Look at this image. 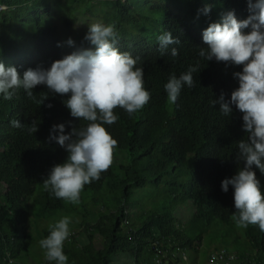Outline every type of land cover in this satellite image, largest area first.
<instances>
[{"label":"trees","instance_id":"1","mask_svg":"<svg viewBox=\"0 0 264 264\" xmlns=\"http://www.w3.org/2000/svg\"><path fill=\"white\" fill-rule=\"evenodd\" d=\"M30 1L0 0V5L6 6L0 10V60L21 74L37 66L49 68L53 61L69 54L61 48L56 26L42 25L40 15L47 10L36 13L35 30L16 19L14 9ZM110 1L112 16L106 19L115 25L117 47L140 57L137 66L144 70V87L151 99L132 115L115 109L118 120L104 125L118 142L114 162L83 191L95 192L104 187L109 191L114 177L122 190L104 198L101 204L105 211H101L95 226H84L89 232L88 243L69 247L64 243L67 264H113L112 258L119 254L133 257L134 264H153L155 241L180 247L197 264L196 254L205 235L212 245H224L239 255V261L233 264H264V232L249 225L242 228L240 235L234 220V190L231 186L227 193L221 190L222 180L231 178L243 166L236 159L238 141L247 139L243 114L233 105L232 115L224 116L219 104L210 103L221 92L230 99L231 92L239 86L233 73L242 71V66L199 56L200 47L207 48L203 30L210 23L220 22L229 11H234L238 20L247 19L248 0H144L139 13L133 11L129 0ZM206 4L212 9L208 15L201 11ZM11 30L16 32L11 34ZM165 31L181 43L170 45L161 55L158 37ZM172 48L178 50L175 57L171 55ZM11 53H18L19 57ZM197 63L199 71L193 73L195 86L185 85L177 102L170 103L164 87L170 75L179 77ZM33 92L37 100L45 94L48 99L37 104L23 88L16 91L12 100H5L0 94V264H37L25 261L29 255L31 207L36 218L44 219L65 205L64 200L43 187L49 170L63 163L68 155L55 141H49L50 130L54 124L64 123L68 133L69 121L77 127L88 123L71 117L63 102L67 96L51 93L45 85L36 86ZM13 119L20 120L23 127H13ZM33 120L38 124L34 134L28 131ZM253 170L264 191V174L255 166ZM146 183L151 185L155 201L149 209L141 208L130 215L125 205L134 202L133 185L142 187ZM183 202L194 210L186 221L173 213L176 205ZM92 229L101 237L99 247L92 243ZM48 235L49 228L43 229L40 240Z\"/></svg>","mask_w":264,"mask_h":264},{"label":"clouds","instance_id":"2","mask_svg":"<svg viewBox=\"0 0 264 264\" xmlns=\"http://www.w3.org/2000/svg\"><path fill=\"white\" fill-rule=\"evenodd\" d=\"M6 6L0 5V10ZM211 5L201 10L205 15L211 12ZM250 15L238 20L234 11L222 16L220 22L210 23L203 30L202 39L207 48L200 47L199 56L226 65L242 66V71L233 73L239 86L231 92L230 99L221 92L211 105L219 104L224 116H231L232 106L242 113L243 131L247 139L238 141L237 162H242L236 174L221 182V190L227 193L229 186L234 190V220L238 227L258 226L264 232V191L253 166L264 174V0H248ZM245 29H250L247 33ZM117 32L114 24L92 23L84 36L92 47L79 48L62 59L55 60L49 68L37 66L21 74L16 67H6L0 60V94L5 100H12L16 91L23 88L28 98L42 105L48 99L45 94L37 100L33 89L45 85L49 92L67 96L64 104L71 117L87 121L77 127L68 122L71 132H65V124H54L49 141H55L67 152L63 163L55 164L43 180V187L55 198L78 204L85 185L99 180L114 162L117 140L104 125L118 120L115 109H124L129 115L141 110L151 99L144 87V70L138 67L140 57H133L117 47ZM161 55L179 38L165 31L158 37ZM69 46L75 42L69 38ZM59 46V45H58ZM171 55H178L172 48ZM199 65L189 66L179 77L170 75L165 91L170 103L175 104L182 88L194 87L193 73ZM51 108L52 105L48 104ZM11 125L22 128L20 120L13 119ZM29 133L38 131L33 120L28 126ZM69 217H63L49 225V235L39 241L48 261L67 264L68 257L63 251L64 242L70 236Z\"/></svg>","mask_w":264,"mask_h":264},{"label":"rangeland","instance_id":"3","mask_svg":"<svg viewBox=\"0 0 264 264\" xmlns=\"http://www.w3.org/2000/svg\"><path fill=\"white\" fill-rule=\"evenodd\" d=\"M127 3L136 13L141 12L145 5L144 0H129ZM112 6L113 3L110 0H80L76 2L70 0H32L25 5L16 7L14 11L17 17L16 19L20 20L23 25L31 28V30H35V24L33 23L35 20L33 19H37L36 13L47 10L46 14H42V16L40 15L42 18V25H55L60 37L61 48L71 54L79 48H89L87 41L84 40V36L88 32V26L97 22L105 25L109 24L106 17L112 16ZM72 17H74L73 20ZM143 18L148 20V16L146 15H144ZM127 27L132 29L130 26ZM149 28L152 29V27ZM15 32L16 30H11L10 33L14 34ZM147 37L149 39L152 38L151 34H147ZM69 38L75 42L74 46H69L67 44ZM150 42L153 43L154 41ZM10 55L15 58L19 57L18 53H11ZM119 158H123L121 154H119ZM112 186L113 188L109 191H106L105 187L95 192L82 191L80 194V202L78 204H72L65 201L64 208L44 219L36 218L34 209L31 207L28 218V234L30 236L29 255L26 257L25 261L28 263L41 264L45 260V250L42 249L39 244L41 231L49 228V225L55 224L63 217L70 218L71 222L69 224V230L70 232H74V236L64 242L65 245L69 247L71 245H84L88 243L89 232L87 233L84 230V226H95L98 218L102 215L101 211H105L101 202H103L105 197L119 194L122 190V186L118 184V179L116 177H114V183H112ZM150 187L151 185L149 183H146V185L142 187L133 185L134 202L125 205V211L127 213L133 215L139 212L141 208L149 209L151 207L155 198L150 193ZM34 200L35 196L32 197L31 204ZM192 212H194L193 207L187 202L180 203L173 209L174 215L182 221L191 218ZM237 230L240 235H243L242 227L237 226ZM91 233L93 245L99 247L101 241L100 235L95 229H92ZM210 242L211 239L208 235H205L200 242L199 252L196 254L197 264H206V256L209 250L213 246L220 245L218 243L212 245ZM112 263L134 264V259L130 255L119 254L112 258Z\"/></svg>","mask_w":264,"mask_h":264},{"label":"built area","instance_id":"4","mask_svg":"<svg viewBox=\"0 0 264 264\" xmlns=\"http://www.w3.org/2000/svg\"><path fill=\"white\" fill-rule=\"evenodd\" d=\"M74 232H70L71 238ZM239 255L232 249L224 246H213L206 257V264H233L238 262ZM153 264H194L189 254L183 251L180 247L173 248L171 243L162 245V242L155 241L154 252L152 256ZM49 261L46 259L41 264H46Z\"/></svg>","mask_w":264,"mask_h":264}]
</instances>
